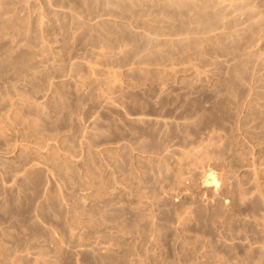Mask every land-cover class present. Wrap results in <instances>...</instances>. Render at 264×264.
Segmentation results:
<instances>
[{
	"label": "rangeland",
	"instance_id": "1",
	"mask_svg": "<svg viewBox=\"0 0 264 264\" xmlns=\"http://www.w3.org/2000/svg\"><path fill=\"white\" fill-rule=\"evenodd\" d=\"M0 264H264V0H0Z\"/></svg>",
	"mask_w": 264,
	"mask_h": 264
},
{
	"label": "bare ground",
	"instance_id": "2",
	"mask_svg": "<svg viewBox=\"0 0 264 264\" xmlns=\"http://www.w3.org/2000/svg\"><path fill=\"white\" fill-rule=\"evenodd\" d=\"M258 175V174H257ZM205 185H211L212 183H215V185H216V183H217V179H216V177L214 176V174L212 173V172H210V174L208 175V179H206L205 180ZM203 183V184H204ZM214 185V186H215ZM217 186V185H216Z\"/></svg>",
	"mask_w": 264,
	"mask_h": 264
}]
</instances>
